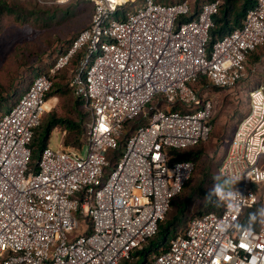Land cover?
I'll use <instances>...</instances> for the list:
<instances>
[{
    "label": "built area",
    "instance_id": "obj_1",
    "mask_svg": "<svg viewBox=\"0 0 264 264\" xmlns=\"http://www.w3.org/2000/svg\"><path fill=\"white\" fill-rule=\"evenodd\" d=\"M29 1L49 7L72 0ZM90 1L88 27L0 115V264L131 259L157 233L193 173L192 161L172 154L205 142L211 132L213 103L192 85L205 77L223 90L236 87L247 78L248 54L264 44V0H255L240 26L208 48L219 0L201 4L196 14L186 0H143L130 12L122 8L136 0ZM80 50L69 86L90 115L84 144L77 151L45 146L30 172L34 129L56 101L45 97L51 77ZM247 95L248 112L217 168L219 178L234 183L218 191L221 211L191 217L149 264H264V192L258 195L264 187V88ZM147 113L149 121L133 129L117 157L125 124L144 121ZM256 206L262 209L257 227L239 229L244 212ZM77 230L82 233L74 237Z\"/></svg>",
    "mask_w": 264,
    "mask_h": 264
},
{
    "label": "rangeland",
    "instance_id": "obj_2",
    "mask_svg": "<svg viewBox=\"0 0 264 264\" xmlns=\"http://www.w3.org/2000/svg\"><path fill=\"white\" fill-rule=\"evenodd\" d=\"M0 1L10 6L11 9H15L13 13L4 12L0 14V92L12 82L16 84V87L18 86V91H20L15 95L13 94L14 98L9 99L1 106L0 112L4 113L12 101L16 100L19 94L26 90L24 85L28 84L39 72L46 69L57 51L64 47L80 30L88 27L93 13V3L90 0H72L64 5L39 8L30 3H21L18 6L14 4L18 3L16 0ZM159 1L161 4L168 5L180 0ZM186 1L193 9H196L205 0ZM142 6L143 0H136L134 4H128L122 9L125 12H130ZM17 11L21 13L19 18L16 17ZM77 65V61H72L71 65L69 63L65 69L53 78V83H55L53 91L57 95H55L56 101L48 113L52 112L60 118L70 119L85 125L89 116L84 110L83 104L76 102V97L69 86L70 75L75 71ZM246 67L247 78L236 87L226 90L209 89L206 92V96L213 103V128L208 140L193 151L199 152V159L195 160V172L189 183L193 184L197 194L192 196L193 198L189 201V206L184 213L186 221L205 210L204 195H201L200 191L206 192L207 190L213 193L212 184L201 177L199 170L212 164L211 171H215L216 165L224 155L232 131L239 120L248 112V92L260 85L264 88V45L249 57ZM42 68L44 69L42 70ZM203 96L205 97V94ZM161 108L166 111L170 109V106L162 104ZM145 111L147 112V110ZM148 121L149 113H147L142 124H146ZM67 136V131L55 127L49 135L47 146L54 148L61 143L65 148L74 149L75 151L80 150L84 144V137L81 138L79 144L67 146L64 144ZM83 150L82 148L80 154L84 153ZM120 151L118 150L117 157L120 156ZM261 164L264 167V157L260 160L259 165ZM216 185L220 191H229L234 183L229 179L218 178ZM262 186V184L257 185L259 188ZM255 190H257L256 187ZM258 191H260L258 195H261L264 192V187ZM182 197L183 195L180 196V199ZM172 213L173 211L168 213L166 221ZM186 223H179L172 228L167 233L166 240L168 241L171 237L180 234ZM81 233V230H77L73 233V236L76 237ZM162 240L163 237L158 236L153 241L152 247L160 244ZM151 257L152 254L148 253L145 264L149 263ZM142 263V258H136L132 262V264Z\"/></svg>",
    "mask_w": 264,
    "mask_h": 264
},
{
    "label": "trees",
    "instance_id": "obj_3",
    "mask_svg": "<svg viewBox=\"0 0 264 264\" xmlns=\"http://www.w3.org/2000/svg\"><path fill=\"white\" fill-rule=\"evenodd\" d=\"M16 1L18 3H14V4H16L18 6H20L19 4H21V3H30V4H33L37 7H39V8H42V7L46 8V6H40L37 3L33 2V1H29V0H27V1L16 0ZM156 1L160 2L159 0H156ZM180 1H182V0H180ZM211 1H215V0H205L200 4H203L205 2H211ZM219 1H220V5L217 9V12H216V14H214L211 17V21H212L213 25L209 29V33H208L209 40H208L207 48L214 41L223 37V35L226 34L228 31L239 27L244 16H245V14H246V12L255 5V0H219ZM200 6H198L196 9H194V14H196L195 12L199 11ZM13 11H15V9H11L10 6L6 5L3 1H0V14H2L4 12L13 13ZM17 12H18V14H16V17L19 18L21 13H20V11H17ZM114 16L117 19L123 18V15L120 14V12H116L114 14ZM192 18H194V15H191V16H188L185 18H181L180 20H189ZM82 30H80V31H82ZM78 33L64 47L60 48L57 51V53L55 54V57L47 65V67L45 69L46 71L45 70L42 71L44 68H42V70L40 69L42 72H39V74L37 76L47 72V70L53 65L56 58L59 56L60 52H63L65 49H67L70 46L71 42L78 35ZM262 46H260V47H262ZM260 47L256 48L253 52L248 54V56L246 58L245 66L247 65V61H248L249 57H251V55H253L255 53V51H257ZM83 55H84L83 50L77 51L74 54V56L70 59V62H69L70 65H71L72 61L73 62L77 61L79 63V61L82 59ZM59 72H57L56 74H54L51 77L52 86H51L50 91L45 96L46 99L56 98L55 95H57V94H55L53 91L54 84H55V83H53V78ZM37 76H35V77H37ZM32 80L28 84L24 85V89L26 88V90H27V88L29 87ZM192 87L195 91H197L199 93V95L203 96V94H205L206 98H209L206 96V92L209 89L223 90V89H220V88H217V87L210 85L205 77H200L192 85ZM25 91H22L23 93L19 94V96L16 98V100L19 97H21L25 93ZM17 92H20V91H18V86L16 87V84H14V82L9 84L6 88H3V90L0 92V110L2 109L1 106L5 102H7L9 99L10 100L13 99L14 98L13 94L15 95ZM16 100L12 101V103L9 105V107L12 106L16 102ZM76 100H77L76 101L77 103L80 102L83 104L84 110L87 112V114L89 116L88 121L85 123V125H83V123L79 124L76 121H73L70 119L60 118V117L56 116L55 114H53L52 112L51 113L47 112L48 114L45 113L42 116L40 124L38 125V127H36L34 129L33 138H32L31 143L29 145L30 151H31L30 161H29L30 172H36V170H37L36 162L38 160L39 154H40L41 150L45 146H47V143H48L47 141H48L49 135H50L53 128H55V127H59L60 129L63 128L65 131L68 132V136L65 139V143H64L67 146H69V145L74 146L76 144H79L81 141V138L85 137L86 126L90 120V115H89L88 110L84 106V101L78 97H76ZM1 114H2V112H0V115ZM141 123H142V121L140 120V118H138L136 120L129 121L125 124L122 135L120 136V138L118 140L119 141V147H120L119 150L122 149L125 139L130 135V133L133 131V129L138 127ZM211 126H213L212 120H211ZM212 128H211V132H212ZM211 132H210V134H211ZM210 134H209V136H210ZM205 142H202L196 146H193V147H190V148H187L184 150H179V151L174 152L172 154L173 160H179V161L180 160H190V161H192L194 163L193 173L190 176L189 180L185 183L181 192L171 200L169 209L165 215L164 220L161 223H159V225H158L157 233L151 239H149L141 248L134 251V253L131 254V259L124 260V261H122L121 264H132V262L136 258H142L143 259L142 264H145L146 257H147L148 253H151L152 257H154L160 253H163L168 248L169 241L173 238V237H171V239L167 241L166 240L167 239V236H166L167 233H169L171 231V229L174 228L175 226H177L179 223H183V222L188 223V221L190 220L191 217L186 221L184 213L186 212V209L189 206V201L193 198L192 196L197 194V193H195L193 184L189 183L191 177L193 176V174L195 172V166H196L195 160L199 159V155H198L199 152H193V151L195 148L199 147L200 145H202ZM225 152H226V149L224 150V154H225ZM223 157H224V155H223ZM223 157H222V159H223ZM222 159L216 165L215 171H213V172L211 171V165L212 164L205 166V168L203 167L201 170H199L201 177H204V180H208L209 184L210 183L212 184L213 193H210L207 190H206V192L200 191V194L204 195V206H205L204 209L205 210H203L202 212H200L196 215H199L202 213H207V212L218 213L222 209V201L220 199V196L218 193L219 190L217 189V185H216L217 180L219 178V176L217 174V168H218L220 162L222 161ZM182 195H183V197L180 199V196H182ZM170 211H173V213L169 216V219L166 221L168 213ZM261 215H262V209L259 206L254 207L252 210H246L244 212L242 218L238 222L237 227L239 229H242L245 227L256 228L257 223H258ZM187 223H186V226H187ZM186 226L183 227L180 234L184 233ZM89 232H90V229L87 231V233H89ZM158 236L163 237L162 242L160 244H157L156 246L152 247L153 241ZM152 257L150 258L149 263H150Z\"/></svg>",
    "mask_w": 264,
    "mask_h": 264
},
{
    "label": "bare ground",
    "instance_id": "obj_4",
    "mask_svg": "<svg viewBox=\"0 0 264 264\" xmlns=\"http://www.w3.org/2000/svg\"><path fill=\"white\" fill-rule=\"evenodd\" d=\"M122 1V0H121Z\"/></svg>",
    "mask_w": 264,
    "mask_h": 264
}]
</instances>
